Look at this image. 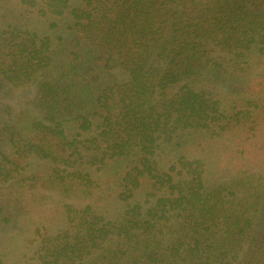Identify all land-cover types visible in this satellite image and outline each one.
Masks as SVG:
<instances>
[{
  "label": "trees",
  "instance_id": "1",
  "mask_svg": "<svg viewBox=\"0 0 264 264\" xmlns=\"http://www.w3.org/2000/svg\"><path fill=\"white\" fill-rule=\"evenodd\" d=\"M29 86L0 234L60 220L14 264H264V0H0V100Z\"/></svg>",
  "mask_w": 264,
  "mask_h": 264
},
{
  "label": "rangeland",
  "instance_id": "2",
  "mask_svg": "<svg viewBox=\"0 0 264 264\" xmlns=\"http://www.w3.org/2000/svg\"><path fill=\"white\" fill-rule=\"evenodd\" d=\"M35 99L36 89L33 86L12 89L7 97L0 100V107H8L12 109L14 114L24 113L29 115L32 119H37L41 114L33 104ZM37 166L41 167L40 165ZM44 194L51 196L55 201L67 202L60 196L50 195L48 192H45ZM47 209L41 210V215L35 212V210H32L26 218L17 216L16 220L18 222L16 223L15 228L11 231L3 230V233L0 234V238H3L1 241L3 243L2 247H8V249H6L9 256L7 259L8 264L22 262L27 251L33 248L34 244L32 241L35 239L34 231L39 220L45 225L50 226L53 231H56L55 225H57L56 223L60 220V213L57 212L58 207L50 206ZM43 215L47 216V219L43 218ZM21 227L26 228V230L28 229L27 232H21Z\"/></svg>",
  "mask_w": 264,
  "mask_h": 264
}]
</instances>
